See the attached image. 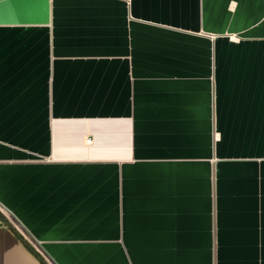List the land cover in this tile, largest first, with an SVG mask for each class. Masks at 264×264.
Wrapping results in <instances>:
<instances>
[{
    "label": "crops",
    "instance_id": "0c3cea01",
    "mask_svg": "<svg viewBox=\"0 0 264 264\" xmlns=\"http://www.w3.org/2000/svg\"><path fill=\"white\" fill-rule=\"evenodd\" d=\"M39 258L264 264V0H0V264Z\"/></svg>",
    "mask_w": 264,
    "mask_h": 264
},
{
    "label": "water",
    "instance_id": "95a60500",
    "mask_svg": "<svg viewBox=\"0 0 264 264\" xmlns=\"http://www.w3.org/2000/svg\"><path fill=\"white\" fill-rule=\"evenodd\" d=\"M2 221H3V223H4L5 226H7V227H9L11 230H13L12 227H11V224H10L7 220H5V219L2 218ZM39 259H40V261H41L43 264H46L45 262H43V260H41V258H39Z\"/></svg>",
    "mask_w": 264,
    "mask_h": 264
}]
</instances>
